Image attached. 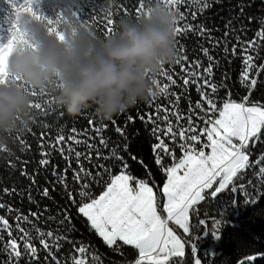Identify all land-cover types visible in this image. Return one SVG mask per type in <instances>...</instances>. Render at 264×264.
Returning <instances> with one entry per match:
<instances>
[{"label": "snow or ice", "instance_id": "snow-or-ice-1", "mask_svg": "<svg viewBox=\"0 0 264 264\" xmlns=\"http://www.w3.org/2000/svg\"><path fill=\"white\" fill-rule=\"evenodd\" d=\"M158 2L176 13V36H183L186 32L209 35L210 42L214 47H221L224 55L241 60L239 83L245 94L242 98L233 99L231 90L228 89L224 97L219 96V90L226 88L227 76L220 82L215 81L214 68L219 61L208 48H202V54L208 61L206 65L200 60L188 61L186 54L182 56L183 61H188L182 68V84L185 88L194 86L199 99L195 102L189 99L187 110H181L179 104L182 95L170 91L177 81L167 69L162 68L159 76L167 82L161 84L159 79L154 78L151 96L153 100L157 95L169 98V106L150 104L154 111L140 116L142 121L152 125V154L155 164L165 176L160 185L155 183L144 161L138 160L134 155L129 156V159L142 165L146 174L140 177L133 173L125 160L124 154L130 150L126 141L123 145L114 146L107 155L92 145H88L85 153L70 145L65 148L63 145L75 138H66L62 134L57 135L54 143L47 146L58 150L66 162V168H54L52 175L55 183L63 189L68 204L76 208L77 215L85 219L88 228L106 247L120 255L124 254V246L132 249L133 259L127 264H169L173 257L184 255L186 243L170 225H176L183 233L190 234L189 218L194 206L206 199L218 198L225 191H243L245 201L251 202L253 197L247 189L255 187L253 178L264 186V152L255 158L253 153L257 143L264 141V103L251 100V93L255 90L258 79L264 75V55L261 54L264 52V25L251 38H246L247 28L244 25L237 30L228 21L223 41L216 39L213 42L211 29L203 23L193 24L189 21H195L198 15H202L218 0ZM32 3L33 0H25L16 10V20L10 30L11 37L6 45L0 46V85L16 84L21 87L32 98L30 108L35 110V115H46L54 104V98L49 97L48 88L32 89L19 77L10 76L5 70L7 59L15 47L18 44H28L17 26L22 13L35 17L50 35L61 41L64 39V12L61 11L52 18L34 10ZM192 4H197L198 8L193 9ZM238 7L242 15L243 5ZM144 13V0H136L132 12L126 14L139 19ZM70 16L76 25L87 26L95 32L93 25L99 24L107 35L114 34L111 11H105L104 17L99 19L95 18L97 12L87 19H81L75 11ZM233 33H236L235 43L229 46L228 37ZM177 63H181V60ZM50 86L58 87V83ZM32 114L30 112L28 115ZM128 120L134 122L131 116H128ZM112 123L116 125L120 136L125 137V128L117 125L114 120ZM103 127L106 128L107 125ZM96 131L100 132L101 129L97 128ZM20 142L25 146L22 150H25L27 145L22 137ZM75 142L80 143L78 140ZM99 143L107 147V141L102 136ZM41 147H45L43 142ZM0 150L7 151L3 148ZM41 155L43 158L39 163L42 167H47L50 163V151H42ZM73 163L75 168L72 167ZM69 172L72 173L71 179L68 177ZM249 174L251 176L245 180ZM22 175L29 174L23 171ZM29 179L32 185H36L35 176H29ZM3 192L12 195L17 190L4 188ZM41 194L48 197L49 188L44 187ZM28 200L33 202L30 192ZM0 209H6L9 215L15 213L11 224L9 216L0 215V233H3L0 234V252L6 257L0 259V264H22L24 261L27 264H103L99 252L92 251V245L84 242L77 244L68 235L70 231H75V226L67 208L61 212L58 220L48 217L56 223L55 231L51 228L45 230L34 222L39 221L41 213L29 210L25 214L3 202H0ZM217 222L214 220V225ZM199 223L204 226L206 222L201 220ZM61 228L63 232L60 231ZM212 234L217 235L218 229L214 228ZM63 244L70 247L64 251L62 258L60 253ZM192 251L195 253L193 246ZM41 252L44 253L43 256L40 255ZM248 259L252 260L254 257ZM195 264H201V260L197 258Z\"/></svg>", "mask_w": 264, "mask_h": 264}, {"label": "trees", "instance_id": "trees-1", "mask_svg": "<svg viewBox=\"0 0 264 264\" xmlns=\"http://www.w3.org/2000/svg\"><path fill=\"white\" fill-rule=\"evenodd\" d=\"M135 2L136 0H115V3L109 7L108 0H33L32 7L52 18H55L61 11L65 15H70L75 11L81 19H87L97 12L95 18L99 19L104 17L105 11H111L115 23L120 16L135 17L126 14L132 12ZM147 2L148 0H144V8ZM24 3L25 0H0V46L8 43L11 37L10 30L16 20V10ZM238 5H243L242 15ZM191 7L196 9L198 5L192 4ZM228 21H231L237 30L244 25L247 28L246 38H251L254 32L264 25V0H218L210 9L198 15L195 21L190 20L189 22L205 24L208 29H211V41L214 42L216 39L223 41L225 25ZM93 27L98 35L107 36L104 28L99 24H94ZM112 27L114 31V24ZM235 35L236 33H233L228 37L229 46L235 43ZM202 48H208L219 61L218 66L214 68L215 81L220 82L224 76H227L226 88L219 90V96L224 97L228 89L231 90L233 99L242 98L245 94L244 88L239 83L241 60L238 57L224 55L221 47L213 46L209 35L201 36L195 32H186L183 36L175 37L177 53L175 62L164 66L177 81L176 86H171L170 91L182 95L179 104L181 110H187L189 99L192 102L199 99L194 86L188 88L183 86L182 68L187 65L188 61L195 60H200L206 65L208 61L202 54ZM185 54L188 61L182 60ZM261 54L264 55V52ZM178 60H181V63H177ZM155 78L159 79L161 84L167 82L159 74ZM54 88L56 87L50 86L47 89L49 97L54 98V104L47 114L35 115V110H31L33 114L29 115L30 128L25 132L12 135L11 152L0 150V202L11 205L25 214L29 213V210L41 213L39 221L34 222L45 230L51 228L54 231L57 225L48 217H55L58 220L61 218V212L67 208L73 217L75 226V231L68 233L72 240L77 244L84 242L92 245V251L99 252L103 264H127L133 259L132 249L124 246L122 248L124 254L120 255L119 252L106 247L88 228L85 219L77 215L76 208L68 204L63 189L55 183V177L52 175L54 168L59 170L66 168V162L58 150H52L47 146L54 143L57 135L62 134L66 138L69 136L75 138V140L68 141L67 145H63L65 148L70 145L77 151L85 153L88 151V145H92L93 148L107 155L114 146L123 145L126 141L130 150L129 153L124 154L125 160L133 173L144 177L146 169L137 161L129 159L132 155L144 161L155 183L160 185L165 176L155 164L152 154L154 143V138L150 133L152 125L142 121L140 116H146L154 111V107H150V104L169 106V98L157 95L153 100L151 96L147 102H138L134 107L121 112L112 120H103L96 116L94 107L85 108L77 116H69L62 107L56 104L54 93L51 91ZM251 100L264 103V75L258 79V84L251 93ZM128 116H131L134 122L129 121ZM113 120L117 125L125 128V137H121L116 131ZM90 121H92L91 124ZM104 125L107 127L104 128ZM97 128L101 131L97 132ZM101 136L107 141V147L99 143ZM21 137L27 145L25 150H22L25 146L20 142ZM77 140L80 143H76ZM42 142L45 145L43 148L41 147ZM42 151H50V163L47 167H42L39 163L43 158ZM261 152H264V141L258 142L253 149L254 158ZM85 166H88L87 162ZM72 167H76L75 163ZM23 171L29 175H22ZM29 176H35L36 185H32ZM71 176L72 173L69 172V179ZM250 176L251 174L246 176L245 180ZM253 179L255 187L247 189L253 197L251 202L245 201L243 191L236 193L225 191L218 198L206 199L194 206V210L190 211V234L184 237L186 242L184 255L173 257L169 264H195L197 258L201 260V264H264V186L258 179ZM44 187L49 188L48 197L41 194ZM4 188H15L17 192L7 195L3 192ZM29 192L33 202L28 200ZM0 215L9 216L10 224L13 223L12 217L15 213L9 215L6 209H0ZM30 219L33 218L30 217ZM201 220L206 222L204 226L199 223ZM214 220L218 221L215 225ZM24 227H29V225H24ZM214 228L218 229V234L215 236L212 234ZM60 231L63 232V228ZM192 246L195 253L192 251ZM69 247L68 244H63V250L60 253L62 258L64 251ZM40 255L43 256L44 253L41 252ZM248 257H254V259L249 260ZM5 258V255L0 252V259ZM22 264H27V261Z\"/></svg>", "mask_w": 264, "mask_h": 264}, {"label": "clouds", "instance_id": "clouds-1", "mask_svg": "<svg viewBox=\"0 0 264 264\" xmlns=\"http://www.w3.org/2000/svg\"><path fill=\"white\" fill-rule=\"evenodd\" d=\"M114 3L108 0L109 7ZM65 19L61 41L35 17L22 13L17 26L28 44L15 47L5 70L35 90L58 83L51 91L69 116L94 107L97 117L112 120L147 102L154 78L176 60V13L158 0H148L139 19L120 16L112 35L76 25L70 15ZM31 103L16 84L0 85V148L11 152V135L30 128Z\"/></svg>", "mask_w": 264, "mask_h": 264}, {"label": "rangeland", "instance_id": "rangeland-1", "mask_svg": "<svg viewBox=\"0 0 264 264\" xmlns=\"http://www.w3.org/2000/svg\"><path fill=\"white\" fill-rule=\"evenodd\" d=\"M170 227H173V229L176 231L177 235L181 237V239L184 241V237L188 234L183 233V230L178 228L176 225H170ZM185 250V248H184Z\"/></svg>", "mask_w": 264, "mask_h": 264}]
</instances>
